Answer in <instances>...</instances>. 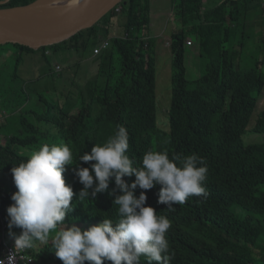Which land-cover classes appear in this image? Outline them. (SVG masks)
<instances>
[{"label": "trees", "instance_id": "trees-1", "mask_svg": "<svg viewBox=\"0 0 264 264\" xmlns=\"http://www.w3.org/2000/svg\"><path fill=\"white\" fill-rule=\"evenodd\" d=\"M33 1L10 0L0 8ZM171 2L172 10L163 15L169 18L166 15L173 12L177 27L169 44L174 73L167 130L160 128L156 115V57L150 32L152 17L161 15L152 11L151 0H124L95 27L37 52L14 44L0 47V58L8 56L0 63V94L2 109L9 114L0 125V211L8 226L7 207L17 191L11 168L26 159L29 151L45 143H64L76 162L80 154L90 153L95 143L103 145L123 125L129 135L127 154L137 163L148 150H166L170 156L196 153L207 164V197H190L185 204L175 205L174 211L157 202L160 184L134 190L137 197L144 191L146 205L170 220L171 264H264V146L241 142L264 90V44L263 59L253 47L248 48L257 55H250L255 58L251 65L243 53L250 12L264 13V0H222L210 9L204 0ZM189 35L197 36L205 63L204 73L195 81L188 79L185 63ZM105 40H110V48L95 57ZM73 52L78 66H65L61 72L47 56ZM25 57L35 65L34 72L30 64L24 68L32 79L31 75L21 78ZM85 60L91 67H84ZM41 78L43 83H37ZM63 81L71 84L61 88ZM35 103L49 108L41 113ZM26 110L31 116L25 115ZM252 130L264 133V110ZM78 163L90 168L93 162ZM76 168V164L67 165L63 173L74 193L83 188ZM123 179L131 184L135 175ZM114 188L112 178L108 191ZM108 191L98 193L95 200L89 196L81 201L74 195L73 209L58 227L74 224L84 230L104 218L115 221L118 206L112 202L119 190L112 196ZM9 231L8 227L5 236L15 243ZM11 232L19 235L21 229L13 226ZM35 249L34 264H63L51 239ZM140 264H147L145 257Z\"/></svg>", "mask_w": 264, "mask_h": 264}, {"label": "clouds", "instance_id": "clouds-1", "mask_svg": "<svg viewBox=\"0 0 264 264\" xmlns=\"http://www.w3.org/2000/svg\"><path fill=\"white\" fill-rule=\"evenodd\" d=\"M128 149V131L120 125L103 145L95 143L91 152L80 154L76 162L67 144L45 143L13 164L17 191L11 196L13 203L7 213L9 234L15 243L14 251L6 257L8 264H15L17 250L32 249L37 241L47 243L50 238L63 264H140L142 256L147 264H171L174 252L167 239L170 220L146 205L144 191L137 197L134 190L160 184L157 202L174 211L175 205L185 204L190 197H207V164L196 153L170 156L166 150H148L137 163L127 154ZM79 161L93 163L90 168L81 167ZM72 164L77 165L75 175L83 185L78 193L63 176L66 166ZM133 174L131 184L123 179ZM112 178L115 188L108 191ZM117 189L119 194L112 202L118 206L115 221L104 218L84 230L74 224L58 227L72 211L74 195L81 201L89 196L95 200L98 193L108 191L112 196ZM13 226L21 229L19 235L11 232ZM0 264H5L4 260Z\"/></svg>", "mask_w": 264, "mask_h": 264}, {"label": "rangeland", "instance_id": "rangeland-1", "mask_svg": "<svg viewBox=\"0 0 264 264\" xmlns=\"http://www.w3.org/2000/svg\"><path fill=\"white\" fill-rule=\"evenodd\" d=\"M222 0H204L205 2V8H213L215 5L219 4ZM151 8L153 12L160 13L161 16L152 17V24H151V40L154 43V53L156 57V91H157V104H156V115L158 117V125L160 128L167 130L169 129V122H167V112H169L172 104V88H173V55L171 52V49L169 48V44L171 42V36L172 34L176 33L177 27L174 28V22L175 20V14L172 12L170 15L167 14L166 16L169 18H165L163 16L166 13H169L172 10V2L171 0H151ZM159 23V24H157ZM180 23H182L180 21ZM179 26H181L179 24ZM183 26V23H182ZM179 28V27H178ZM175 29V31H174ZM159 32V33H158ZM246 32L249 38L246 39V48L244 50V61L251 65L257 55L259 54V59H263V47L262 42L264 40V13L259 12L257 9L252 10L250 12V19L249 22H247L246 26ZM156 33H158L156 35ZM188 41H192L194 43V47H187L186 48V57H185V63L187 68V77L189 80L195 81L204 73L205 70V63L202 60L200 53H199V40L197 36L195 35H189ZM187 41V42H188ZM63 43V42H60ZM58 43V44H60ZM101 43V42H100ZM253 47V51H249L248 48ZM254 54V57H251V54ZM63 54V53H62ZM7 57L0 58V63H2V60H7ZM77 58V57H73ZM72 57H69V61H67V66L70 67L71 65L77 66L79 64L78 59H74L70 61ZM30 60H28L25 57V63L21 67V71H23V76L31 75L32 73H27L24 71V68L28 66ZM32 66V72H34L35 65L30 64ZM61 67L64 69L65 66ZM264 70V66H263ZM36 71H38V68H36ZM66 71H69V68L66 69ZM84 70L82 67H80V74H84ZM90 75V73H89ZM94 75H92L90 78H93ZM23 79V78H22ZM37 83L42 84L43 79L36 81ZM70 82L63 81L61 83V88L64 86H69ZM16 90L15 92H17ZM3 101V99H2ZM24 102V100H23ZM25 104V102H24ZM21 105L17 108L19 111ZM34 108L37 111H40L41 113H44L48 110L49 105L45 106L42 103H35ZM264 110V90L259 97V102L257 108H255L251 120L249 124L247 125L245 132L241 136V142L243 145H261L264 146V133H256L252 130V127L256 123V119L258 117L259 112ZM25 115H27V110L25 112ZM27 116H31L28 114ZM34 119H37L36 116H33ZM6 120V118L3 120V122ZM2 141V138H1ZM51 239V238H50ZM43 245L42 242H37L36 247L40 248ZM29 254L36 253L37 250L35 247L32 249H27Z\"/></svg>", "mask_w": 264, "mask_h": 264}, {"label": "water", "instance_id": "water-1", "mask_svg": "<svg viewBox=\"0 0 264 264\" xmlns=\"http://www.w3.org/2000/svg\"><path fill=\"white\" fill-rule=\"evenodd\" d=\"M123 1L35 0L26 6L0 8V47L14 44L37 52L95 27Z\"/></svg>", "mask_w": 264, "mask_h": 264}, {"label": "built area", "instance_id": "built-area-1", "mask_svg": "<svg viewBox=\"0 0 264 264\" xmlns=\"http://www.w3.org/2000/svg\"><path fill=\"white\" fill-rule=\"evenodd\" d=\"M188 46L192 47V42L188 41ZM110 48V40H105L99 44L95 51V57L100 56L104 51H107ZM55 70L57 72H61L62 67L56 66ZM3 111L0 109V125L3 120L6 118L4 117ZM1 148H2V141L0 136V157H1ZM0 224H1V237H0V260H4L5 264H8L6 257L14 251V243L7 239L5 234L8 231V226L6 224V220L3 217L0 211ZM15 264H34V258L31 254H29L28 250H17L15 253Z\"/></svg>", "mask_w": 264, "mask_h": 264}, {"label": "crops", "instance_id": "crops-1", "mask_svg": "<svg viewBox=\"0 0 264 264\" xmlns=\"http://www.w3.org/2000/svg\"><path fill=\"white\" fill-rule=\"evenodd\" d=\"M194 47V46H193ZM47 55L48 56H50V58H51V60H52V62H53V66L55 67V66H67V61H69V57H72V59H70V61H72V60H74V59H78L79 60V58H78V55L77 54H75L74 52L73 53H70V54H62L61 56H58V57H56V56H52V55H50L49 53H47ZM73 57H77V58H73ZM86 61V60H85ZM78 66V65H77ZM77 66H75V65H71L69 68H74V67H77ZM88 66H90L91 67V65L89 64V61H86V64L84 65V67H88ZM81 67H83L82 66V64H81ZM93 67H96L94 64H93ZM80 69V68H79ZM89 71V70H88ZM89 73H90V71H89ZM0 96H1V94H0ZM2 98V97H1Z\"/></svg>", "mask_w": 264, "mask_h": 264}, {"label": "flooded vegetation", "instance_id": "flooded-vegetation-1", "mask_svg": "<svg viewBox=\"0 0 264 264\" xmlns=\"http://www.w3.org/2000/svg\"><path fill=\"white\" fill-rule=\"evenodd\" d=\"M47 56H48V55H47ZM53 67H54V66H53ZM55 67H56V66H55ZM55 67H54V68H55ZM62 70H63V68H62ZM62 70H61V71H62ZM0 109L3 111V114H5L4 117H7V116L9 115L7 111H5V110L2 109V98H1V96H0Z\"/></svg>", "mask_w": 264, "mask_h": 264}]
</instances>
